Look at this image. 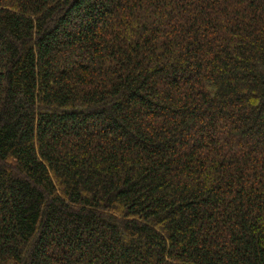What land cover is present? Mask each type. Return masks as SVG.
<instances>
[{"label": "trees", "instance_id": "trees-1", "mask_svg": "<svg viewBox=\"0 0 264 264\" xmlns=\"http://www.w3.org/2000/svg\"><path fill=\"white\" fill-rule=\"evenodd\" d=\"M0 264H264V0H0Z\"/></svg>", "mask_w": 264, "mask_h": 264}]
</instances>
